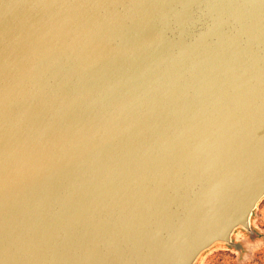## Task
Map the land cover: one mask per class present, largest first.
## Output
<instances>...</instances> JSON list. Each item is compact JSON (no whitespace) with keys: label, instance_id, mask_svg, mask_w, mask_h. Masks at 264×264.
Masks as SVG:
<instances>
[{"label":"water","instance_id":"water-1","mask_svg":"<svg viewBox=\"0 0 264 264\" xmlns=\"http://www.w3.org/2000/svg\"><path fill=\"white\" fill-rule=\"evenodd\" d=\"M264 195V0H0V264H194Z\"/></svg>","mask_w":264,"mask_h":264},{"label":"rangeland","instance_id":"rangeland-1","mask_svg":"<svg viewBox=\"0 0 264 264\" xmlns=\"http://www.w3.org/2000/svg\"><path fill=\"white\" fill-rule=\"evenodd\" d=\"M249 224L251 233L235 230L231 246L216 244L194 264H264V195L252 211Z\"/></svg>","mask_w":264,"mask_h":264}]
</instances>
